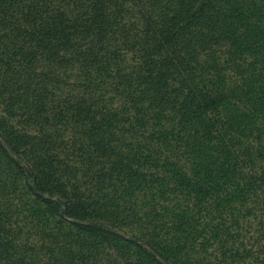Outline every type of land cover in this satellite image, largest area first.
<instances>
[{"label": "trees", "instance_id": "obj_1", "mask_svg": "<svg viewBox=\"0 0 264 264\" xmlns=\"http://www.w3.org/2000/svg\"><path fill=\"white\" fill-rule=\"evenodd\" d=\"M7 51L0 264H234L264 241V0H0ZM46 94L100 162L85 194L45 143L14 159L8 115Z\"/></svg>", "mask_w": 264, "mask_h": 264}, {"label": "rangeland", "instance_id": "obj_2", "mask_svg": "<svg viewBox=\"0 0 264 264\" xmlns=\"http://www.w3.org/2000/svg\"><path fill=\"white\" fill-rule=\"evenodd\" d=\"M12 55L7 51L6 56L3 60L0 61V82H5V89L9 92L12 88L11 81L9 78L11 77V72L5 70V62L12 67ZM134 52L126 51L125 52V62L124 63H133L134 60ZM52 79L54 80V75L52 74ZM54 81H51V85ZM54 89V87H53ZM25 105H28L27 103ZM5 110L0 106V112L3 113ZM9 122L14 128L19 127V134L26 135L24 139L26 141L22 142L20 148L24 153H14V159L19 161V163L24 167L25 170V162H28V159H32L35 155H39L41 153L34 154V156H26L27 154L33 153L32 151H25L26 148L31 145L37 146L38 144L47 145L49 147V154L52 155L53 159L57 160L56 166L54 162H51L54 165L55 172L53 175H56L59 178V189H67V181H70L75 186L73 188L76 191H80V193H86V189L90 188L91 185H96L97 183V175L94 172L95 168L100 167L99 160L93 156L90 152L89 154H83V151L87 149L88 151L91 149V146H87L89 142H83L85 140L81 139V134L79 130L76 129L73 125L68 124H60L57 120L58 118H54V94L51 95H43V98L39 100L38 105H31L29 109L26 107L21 111H12L11 114L8 115ZM61 121H65L62 120ZM17 129V128H16ZM64 140V141H62ZM1 141V138H0ZM116 150L119 151L120 144L116 141H112ZM25 148V149H24ZM83 148H85L83 150ZM125 152L128 154V150L123 148ZM55 154V156H54ZM91 159V162L88 159ZM120 158H113V161H119ZM52 170V168H49ZM50 170V171H51ZM24 175V172L21 176ZM22 178V177H20ZM28 182V180H26ZM95 183V184H94ZM34 186V182L31 183ZM98 186L105 187L106 185L103 183L97 184ZM60 190V191H61ZM41 195L52 198L49 193H40ZM64 210V206H62V211ZM10 219L9 223L13 222H21L23 221L22 213L16 212L14 209L8 211L7 218ZM57 219L54 212V223ZM127 229H130V226H126ZM261 227L259 223V219L252 224V229H259ZM134 240V238H132ZM136 240V239H135ZM244 243L249 246L253 245L254 248H257L256 251H249L245 254V258L240 261H236L234 264H264V250L263 244L264 241L259 237L258 241H254L252 239L244 240ZM253 250V249H252ZM204 257V260H203ZM200 261L205 264L207 259H211L214 262V259L210 255H206L205 252H202L198 255ZM243 261V262H242Z\"/></svg>", "mask_w": 264, "mask_h": 264}]
</instances>
